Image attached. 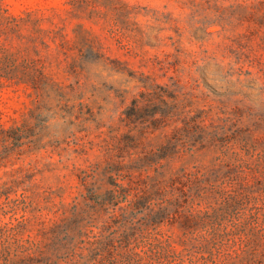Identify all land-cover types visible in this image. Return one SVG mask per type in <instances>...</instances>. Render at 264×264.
I'll return each mask as SVG.
<instances>
[{
	"label": "rangeland",
	"instance_id": "1",
	"mask_svg": "<svg viewBox=\"0 0 264 264\" xmlns=\"http://www.w3.org/2000/svg\"><path fill=\"white\" fill-rule=\"evenodd\" d=\"M182 167L192 257L264 264V0H0V264H127L111 189Z\"/></svg>",
	"mask_w": 264,
	"mask_h": 264
},
{
	"label": "trees",
	"instance_id": "2",
	"mask_svg": "<svg viewBox=\"0 0 264 264\" xmlns=\"http://www.w3.org/2000/svg\"><path fill=\"white\" fill-rule=\"evenodd\" d=\"M168 154L165 151L159 153L157 161L167 157ZM200 172L201 169L197 167L190 170L182 167L168 176L164 171L157 170V174L149 172L143 174V185L140 187L130 188L116 184L111 189V196L115 200L114 215L128 211L131 214L137 211L145 212L144 224L137 227L130 226L129 230L123 233L122 243H130L139 233L143 234L141 247L133 246L129 250L127 264H218L213 253L192 257L189 246L191 240L189 232L193 230L199 219L189 203V192ZM131 180L133 181V178ZM241 203L240 196L228 195L224 203L226 214L223 215H231ZM168 217L171 218L169 224L172 227L177 226L182 231L178 237L153 229L152 225H160ZM223 217L219 216V220ZM114 238L109 237L100 241L101 246L109 248L114 244ZM186 257L190 260L187 261Z\"/></svg>",
	"mask_w": 264,
	"mask_h": 264
}]
</instances>
